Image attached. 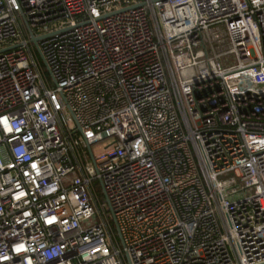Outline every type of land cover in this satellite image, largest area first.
<instances>
[{"label": "built area", "instance_id": "1", "mask_svg": "<svg viewBox=\"0 0 264 264\" xmlns=\"http://www.w3.org/2000/svg\"><path fill=\"white\" fill-rule=\"evenodd\" d=\"M0 264H264V0H0Z\"/></svg>", "mask_w": 264, "mask_h": 264}, {"label": "rangeland", "instance_id": "2", "mask_svg": "<svg viewBox=\"0 0 264 264\" xmlns=\"http://www.w3.org/2000/svg\"><path fill=\"white\" fill-rule=\"evenodd\" d=\"M41 60V59H40ZM42 61V60H41ZM45 67V66H44ZM46 69V68H45ZM50 84H51V87H55V84H54V82L51 80V82H50ZM100 150V147H94L93 148V151H94V153L96 154L98 151ZM233 176L230 174V175H225V176H222V177H220L219 178V182H221V183H229V181H230V179L232 178ZM100 194H103L102 193V189H101V187H100ZM115 229V228H114ZM115 232H116V234H117V231H116V229H115ZM118 239H119V237H118ZM119 242H120V239H119Z\"/></svg>", "mask_w": 264, "mask_h": 264}, {"label": "water", "instance_id": "3", "mask_svg": "<svg viewBox=\"0 0 264 264\" xmlns=\"http://www.w3.org/2000/svg\"><path fill=\"white\" fill-rule=\"evenodd\" d=\"M30 36H31V42H32V43L35 45V47L37 48L38 53H39V55H40V58H41V60L44 62V58H43V56H42V54H41V52H40V49H39V42L42 41V40H44V39H47V38L51 37V35L43 36V37H41V38H35V37L32 35V33H30Z\"/></svg>", "mask_w": 264, "mask_h": 264}, {"label": "trees", "instance_id": "4", "mask_svg": "<svg viewBox=\"0 0 264 264\" xmlns=\"http://www.w3.org/2000/svg\"><path fill=\"white\" fill-rule=\"evenodd\" d=\"M40 62H41V64H42V66L44 67V64H43V62L40 60ZM47 75H48V73H46Z\"/></svg>", "mask_w": 264, "mask_h": 264}]
</instances>
